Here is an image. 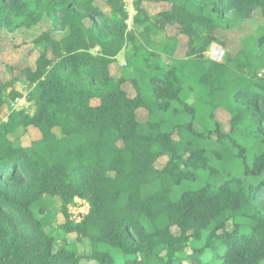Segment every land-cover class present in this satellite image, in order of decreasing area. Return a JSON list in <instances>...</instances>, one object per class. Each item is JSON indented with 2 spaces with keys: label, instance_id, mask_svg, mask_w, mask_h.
Masks as SVG:
<instances>
[{
  "label": "trees",
  "instance_id": "obj_1",
  "mask_svg": "<svg viewBox=\"0 0 264 264\" xmlns=\"http://www.w3.org/2000/svg\"><path fill=\"white\" fill-rule=\"evenodd\" d=\"M97 1L0 0V29L9 34L50 23L33 41L46 45L35 70L0 78V110L22 97L12 88L20 81L32 86L34 107L11 109L0 122V264H80L76 245L63 239L55 249L36 216L43 196L61 200L63 236L87 240L83 258L96 264H117L102 245L117 249L123 264H264V36L254 61L243 51L223 62L205 57L212 44L223 48L216 31L257 12L264 18V0H135L132 21L141 32L128 31L122 0H107L109 15ZM144 3L171 8L152 19ZM167 25L188 38L182 59L174 57L175 38L161 53L149 49ZM64 31L60 40L51 36ZM127 44L144 67L139 79L110 73ZM218 109L230 116V134L215 119ZM138 111L147 113L143 122ZM28 127L41 138L29 147L9 141ZM199 172L207 183L173 200L174 188ZM76 199L88 205L77 223L68 215Z\"/></svg>",
  "mask_w": 264,
  "mask_h": 264
},
{
  "label": "rangeland",
  "instance_id": "obj_2",
  "mask_svg": "<svg viewBox=\"0 0 264 264\" xmlns=\"http://www.w3.org/2000/svg\"><path fill=\"white\" fill-rule=\"evenodd\" d=\"M125 3L127 13L129 15L128 31L141 32V28L133 24V18L136 16L135 10V0H122ZM96 5L107 15H109L110 7L107 4V0H99ZM141 7L147 12L148 16L155 19L159 13L169 11L171 8L170 4L159 3H144ZM88 26L89 21L85 22ZM50 29V23H48L47 18H44L42 22L31 30H19L16 33L9 34L6 31L0 29V40H1V52H0V78L9 79L10 71L18 73L17 69L19 67H32L35 69L36 60L39 55L44 52L46 47L45 44H40L38 46L34 45L33 41L39 37L42 33ZM67 31L64 32H53L52 38L60 40L66 35ZM217 38L224 44L223 48L217 44H212L209 48L205 57L208 58L210 54L216 55L219 53L221 57V62L224 61V56L229 54L231 57H235L240 51L245 52L251 61L260 54V49L258 47V40L264 36V18L257 12L254 14L251 20H247L242 26L222 31H216ZM170 38H175L178 42L177 48L174 52V57L177 59H182L185 57L187 51L188 38L180 34V32L175 28V26L167 25L164 31H156L151 37L149 43V49L156 53H161L163 46L165 44H171ZM47 57L51 58V52L48 50L46 52ZM163 62L170 64V60L166 56L161 57ZM144 70L141 62L135 57L134 50L130 44H127L125 48L120 52L116 58V62L110 66V73L113 77L119 78L120 76H126L129 79H139L140 72ZM12 74V73H11ZM264 76V71L261 72ZM13 89L21 93L23 98L27 100V96L32 89L25 81H20L13 84ZM123 89L126 91L127 95L132 98L135 93L131 88L130 84L127 82L124 84ZM30 103V102H29ZM27 104L25 111L31 113L33 110L30 108L32 105ZM97 102L94 101L95 105ZM3 108L6 109L7 116L9 111L12 109L11 102L8 103ZM30 108V110H29ZM2 109L0 110V112ZM31 111V112H30ZM145 111H138L136 116L138 122H143L146 117ZM215 119L219 124L221 130L225 134L231 133L230 126V116L227 112L218 109L215 113ZM27 130H21L19 134L16 135L18 140V145L24 146L28 145L34 138L26 133ZM54 133L60 138L62 136L61 130L55 128ZM233 137L237 142L242 144H247V141L241 137L239 133H232ZM166 158H161L155 163L156 168H162L166 163ZM207 174L205 172H199L197 174L196 181L193 183L184 182L179 187L174 188L172 199L178 200L181 194L185 191H192L200 188L205 183H207ZM155 189L152 187L147 188L148 192H153ZM33 210L39 219H44L46 223L47 231L53 233L55 239L54 247L55 249L60 248L64 241L69 243H74L76 245L78 254L82 257L80 264H96L93 261H87L83 256L90 254L91 248L90 243L87 240L81 242H76L75 234H69L67 237L63 236L60 227L65 223L64 215L62 213V202L59 198H53L49 196H43V198L33 206ZM88 212V205L78 199L69 206L68 215L72 221L80 222L82 217ZM228 230H232V224L228 223ZM173 232L177 234V230L173 229ZM101 251L108 253L117 264H123V257L120 252L115 248H110L108 246L102 245ZM189 248L186 249V253H190ZM183 264H192L191 262L184 261Z\"/></svg>",
  "mask_w": 264,
  "mask_h": 264
},
{
  "label": "crops",
  "instance_id": "obj_3",
  "mask_svg": "<svg viewBox=\"0 0 264 264\" xmlns=\"http://www.w3.org/2000/svg\"><path fill=\"white\" fill-rule=\"evenodd\" d=\"M29 68H30L32 71L35 70V69H32V67H30V66H29ZM26 102H27V101H26ZM27 103H29V102H27ZM29 105H32V104L29 103ZM30 108H32V110H34L33 105H32ZM30 108H29V110H30ZM30 112H31V111H30ZM32 112H33V111H32ZM32 112H31V113H32ZM5 113H6V109H5V108H2V111L0 112V122H6V121H7V117H8L9 114H8L7 116H5V115H4ZM21 130H23V131H24V130H27L26 133H28V135H30V136H32V137H37V138H34L33 140L29 141L30 143H29L27 146L24 145V146H22V147H29L30 144H31L32 142L37 141V140H39V139L41 138V134H40V132H39L36 128H34V127L19 128L15 133L8 135V139H9V141H11L12 144H14L15 146L21 147L20 145H17V144H19V143H18V140L16 139V135L19 134V133L21 132ZM54 131H55V129H54Z\"/></svg>",
  "mask_w": 264,
  "mask_h": 264
},
{
  "label": "built area",
  "instance_id": "obj_4",
  "mask_svg": "<svg viewBox=\"0 0 264 264\" xmlns=\"http://www.w3.org/2000/svg\"><path fill=\"white\" fill-rule=\"evenodd\" d=\"M208 59H211L212 61L215 62H221V57H219V53L216 52V55L214 54H210L208 56ZM27 103L25 102V100L23 98H16L12 103H11V107L13 110H25L27 108Z\"/></svg>",
  "mask_w": 264,
  "mask_h": 264
},
{
  "label": "clouds",
  "instance_id": "obj_5",
  "mask_svg": "<svg viewBox=\"0 0 264 264\" xmlns=\"http://www.w3.org/2000/svg\"><path fill=\"white\" fill-rule=\"evenodd\" d=\"M124 6H125V3H124ZM125 10L127 11V9H126V6H125ZM128 12V11H127ZM21 98H23V97H21ZM24 100H25V102L27 101L25 98H23ZM28 102V101H27ZM26 102V103H27ZM28 104V103H27Z\"/></svg>",
  "mask_w": 264,
  "mask_h": 264
}]
</instances>
